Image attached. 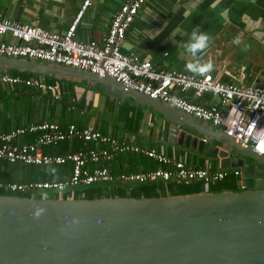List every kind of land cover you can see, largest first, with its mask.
I'll list each match as a JSON object with an SVG mask.
<instances>
[{"label": "water", "instance_id": "water-1", "mask_svg": "<svg viewBox=\"0 0 264 264\" xmlns=\"http://www.w3.org/2000/svg\"><path fill=\"white\" fill-rule=\"evenodd\" d=\"M0 70L84 83L130 101L164 121L168 143L221 169H241L244 185L151 198L0 194V264H264V156L107 75L2 56Z\"/></svg>", "mask_w": 264, "mask_h": 264}, {"label": "crops", "instance_id": "crops-1", "mask_svg": "<svg viewBox=\"0 0 264 264\" xmlns=\"http://www.w3.org/2000/svg\"><path fill=\"white\" fill-rule=\"evenodd\" d=\"M82 1L0 0V16L63 34L72 23ZM124 1L92 0L77 25L75 38L82 42L95 41L101 45L108 34L113 16ZM199 35L207 37L204 47L190 50L189 45ZM3 39L17 42L8 35ZM122 48L125 54H135L149 60L156 69L191 75L207 73L227 83L264 86V0H147L126 30ZM52 81L60 85L59 100H55L50 93L43 94L27 87L0 85V133L32 123L53 122L61 126L74 123L90 126L103 134L115 132L118 139L157 150L195 168L221 169L215 161L190 154L168 143L166 125L155 114L134 106L130 101L88 91L84 83ZM173 92L199 105H219V98L215 96H195L192 92L177 90ZM35 136L27 133L19 138V142H30ZM73 141L59 143L55 148L71 152L75 145ZM85 145L86 149L92 146ZM52 149L45 146L41 151L50 154ZM108 166L114 174L165 167L144 155L130 153L117 156ZM89 167L93 168L94 165L90 164ZM47 168L2 164L0 180L27 183L49 181L57 176L68 178L71 165L67 166L66 174H57ZM237 183L238 180L230 176L208 187L199 182L184 185L177 181L129 186L98 184L94 191H88L90 197L81 190L76 193L80 194L78 199L151 198L200 191L241 190ZM121 187L126 188V194L120 193ZM92 193L95 196L92 197Z\"/></svg>", "mask_w": 264, "mask_h": 264}, {"label": "built area", "instance_id": "built-area-1", "mask_svg": "<svg viewBox=\"0 0 264 264\" xmlns=\"http://www.w3.org/2000/svg\"><path fill=\"white\" fill-rule=\"evenodd\" d=\"M146 1L125 0L113 16L108 34L101 45L95 41L82 42L75 38L77 25L91 6L92 0L82 1L72 23L63 34L0 16V56L55 63L89 71L99 77L107 75L151 99L170 104L212 125L242 145H249L256 154L264 156V86L227 83L207 73L191 75L160 70L154 68L147 59L121 51L126 30ZM5 35L17 42L5 41ZM0 85L27 87L43 94L50 93L55 100L60 99L59 83L43 76L2 71ZM174 90L192 92L195 96H215L219 98V105H199L176 95ZM27 133L36 136L30 142L20 143L19 138ZM72 140L92 146L63 155L45 154L41 151L42 147ZM127 153L144 155L165 167L152 171L114 174L108 165L117 156ZM2 164L35 167L71 165L70 175L65 180L27 183L0 180V193L29 195L31 198H35L36 194L53 191L60 199H66L71 190L98 184L129 186L177 181L184 185L199 182L208 187L230 176L238 180L239 189L244 188L241 169L195 168L181 160L169 158L157 150L143 148L132 141L118 139L90 126L74 123L66 126L53 122L32 123L0 133V169ZM90 164L94 167L90 168Z\"/></svg>", "mask_w": 264, "mask_h": 264}, {"label": "trees", "instance_id": "trees-1", "mask_svg": "<svg viewBox=\"0 0 264 264\" xmlns=\"http://www.w3.org/2000/svg\"><path fill=\"white\" fill-rule=\"evenodd\" d=\"M50 80H52V79H50ZM74 141H75V145L72 146L71 152L72 151L74 152V151H79V150H85L86 149V145L82 141H79V140H74ZM66 142H68V141H66ZM57 145H59V144H57ZM48 147H53L52 152L50 154L63 155V154H66L67 153L66 150H62V149L55 148L56 145L55 146L51 145V146H48ZM68 165L69 164L51 166V167H48L47 169H51V171L54 170L57 174H66L65 171H66V168H67ZM65 179L66 178H59L57 176L55 179L49 180V181L65 180ZM0 194L17 195V194H14V193H3V192H1ZM25 197H29V195H25ZM34 197L35 198H46V199H57L58 198V195L57 194H53L52 196H43L42 194H36Z\"/></svg>", "mask_w": 264, "mask_h": 264}, {"label": "rangeland", "instance_id": "rangeland-1", "mask_svg": "<svg viewBox=\"0 0 264 264\" xmlns=\"http://www.w3.org/2000/svg\"><path fill=\"white\" fill-rule=\"evenodd\" d=\"M94 188H95V185H93V186H90V187H87V188H79V189H75V190H71V192L70 193H68L67 194V196L68 197H70V198H73V197H77V199H78V197H80V194H78L77 195V193L76 192H78L79 190H81L83 193H87V197H90V194H88L89 192V190H93L94 191ZM120 193H122V194H126L125 193V191H126V188L125 187H121L120 188ZM54 193H53V191H46V192H44V193H42V195L43 196H52ZM137 194H132V196H136ZM73 196V197H72ZM82 196H83V194H82ZM92 197L93 196H95V193H92V195H91ZM67 198V197H66Z\"/></svg>", "mask_w": 264, "mask_h": 264}, {"label": "clouds", "instance_id": "clouds-1", "mask_svg": "<svg viewBox=\"0 0 264 264\" xmlns=\"http://www.w3.org/2000/svg\"><path fill=\"white\" fill-rule=\"evenodd\" d=\"M207 37L205 35H199L194 38V42L189 45L190 50H195L204 47Z\"/></svg>", "mask_w": 264, "mask_h": 264}]
</instances>
